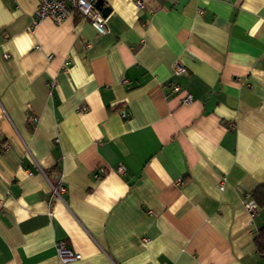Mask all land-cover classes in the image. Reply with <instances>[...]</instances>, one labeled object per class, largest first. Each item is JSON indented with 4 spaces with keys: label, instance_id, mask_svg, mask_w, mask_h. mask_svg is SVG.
<instances>
[{
    "label": "crops",
    "instance_id": "crops-1",
    "mask_svg": "<svg viewBox=\"0 0 264 264\" xmlns=\"http://www.w3.org/2000/svg\"><path fill=\"white\" fill-rule=\"evenodd\" d=\"M135 1L0 0V264H264V0Z\"/></svg>",
    "mask_w": 264,
    "mask_h": 264
},
{
    "label": "built area",
    "instance_id": "built-area-1",
    "mask_svg": "<svg viewBox=\"0 0 264 264\" xmlns=\"http://www.w3.org/2000/svg\"><path fill=\"white\" fill-rule=\"evenodd\" d=\"M97 0H37V7L31 16L30 29H33L39 24L43 19L49 18L55 24H60L66 20L75 11L82 17L88 19L90 25L99 34H104L107 29L105 26L104 16L101 11L95 7V2ZM137 8L142 7V2L140 0L135 1ZM186 72L185 67H183L178 62L173 64V74L181 75ZM126 82V80H124ZM174 92L179 91L177 85L172 86ZM192 101V95L185 91L181 103L189 104ZM122 116H125V112H121ZM27 120L34 124L37 119L34 116L29 115ZM101 173V169L98 170ZM119 171H123L119 168ZM219 187L222 188V182H220ZM51 192L53 195L61 198V193L64 192V185L58 181L53 184L50 183ZM243 205L246 212L251 216H255L259 208L257 202L252 195L246 194L243 199ZM144 242H148V238H143ZM56 253L62 262H70L80 258V255L74 252L64 241L57 242ZM166 264V263H164Z\"/></svg>",
    "mask_w": 264,
    "mask_h": 264
},
{
    "label": "trees",
    "instance_id": "trees-1",
    "mask_svg": "<svg viewBox=\"0 0 264 264\" xmlns=\"http://www.w3.org/2000/svg\"><path fill=\"white\" fill-rule=\"evenodd\" d=\"M259 207H264V183L259 184L251 193ZM257 253L264 258V224L254 238Z\"/></svg>",
    "mask_w": 264,
    "mask_h": 264
},
{
    "label": "water",
    "instance_id": "water-1",
    "mask_svg": "<svg viewBox=\"0 0 264 264\" xmlns=\"http://www.w3.org/2000/svg\"><path fill=\"white\" fill-rule=\"evenodd\" d=\"M95 7L98 8L101 11L103 16H105L107 14V12L109 11L108 8L103 7L102 0H97L95 2Z\"/></svg>",
    "mask_w": 264,
    "mask_h": 264
}]
</instances>
